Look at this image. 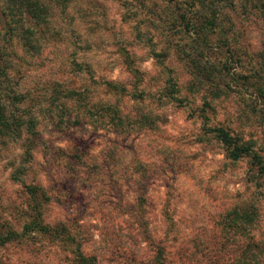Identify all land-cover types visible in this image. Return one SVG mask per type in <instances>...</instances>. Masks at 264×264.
<instances>
[{"label": "rangeland", "instance_id": "1", "mask_svg": "<svg viewBox=\"0 0 264 264\" xmlns=\"http://www.w3.org/2000/svg\"><path fill=\"white\" fill-rule=\"evenodd\" d=\"M242 3L249 6L248 1ZM162 5L159 0H61L53 6L40 54L22 52L14 39L4 43L5 54L12 64L14 56L19 67L9 72L13 90L37 93L42 100L39 107H31L41 140L31 153L29 171L20 178L40 184L49 195L42 209L44 221L62 220L73 228V221L79 224L77 238L83 241V252L113 264H148L152 250L130 211L141 190L128 178L136 164H143L147 233L165 246V264H225L233 262L242 248L255 249L250 264H264V171L256 173L247 157L230 161L218 142L203 136L198 115L201 93L181 86L188 76L183 62L189 48L168 21L155 20L165 18ZM244 10H238L232 35V47L241 61L227 63L229 74L253 64L252 55L264 43L262 15ZM121 48L129 55L128 65ZM225 50L219 41H212L202 48L200 60L222 63ZM222 73L235 92L216 100L210 122L239 130L264 158V105L229 81L225 69ZM168 78H173L178 87L175 95L184 102L166 97ZM100 79L118 82L125 94L110 97L101 85H91L97 98L119 100L126 112L155 113V127H133L120 135L87 123L75 124L72 118L59 121L58 105L47 101L56 95L52 80L80 88ZM17 144L0 136V219L14 229L20 226L24 206L22 187L11 179L13 169L22 164ZM76 148L83 150L80 159L69 155ZM107 151L112 157L106 160ZM68 158L76 177L70 173ZM108 166L112 172H106ZM112 182L118 184L119 192L110 188ZM239 202L254 205L249 239L236 236L222 243L218 219ZM37 240L35 236L28 245L0 246V264H71L69 247Z\"/></svg>", "mask_w": 264, "mask_h": 264}, {"label": "trees", "instance_id": "2", "mask_svg": "<svg viewBox=\"0 0 264 264\" xmlns=\"http://www.w3.org/2000/svg\"><path fill=\"white\" fill-rule=\"evenodd\" d=\"M61 0H0V22L4 27V33L0 34V136L18 142L20 149L19 161L22 163L13 169L11 179L18 182L22 187L24 195V206L21 212L22 221L18 229H14L7 222L0 219V246L4 245H28L37 236V241L52 242L69 247L71 264H113L108 261H99L94 254L83 252L82 240L77 238L79 224L57 220L52 223L44 221L43 206L50 200L49 195L37 183H27L23 180L24 175L29 171L32 159V151L41 140L37 128L38 120L31 107L42 104L40 95H31L28 90L14 91L12 88L9 72H17L18 68L10 62V57L5 54V44L14 39L24 53L40 54L42 46L46 42V36L50 27V19L53 15V6ZM162 5L164 19L155 20L162 24L169 22L170 26L176 30L181 37H185V45H188L189 52L185 56L183 68L186 70L187 78L184 85L185 90L200 92L201 101L198 106L201 129L203 136L209 135L211 139L218 142L224 156L230 161H235L240 157H247L249 164L256 173L264 171V158L262 154L252 148L251 140L244 139L241 132L235 128H229L227 123L213 122L216 101L220 97L229 96L233 91L228 82L224 79L228 73L229 81L236 82L249 93L250 97L260 101L264 105V43L261 50L252 55L253 64H249L242 71L229 74L227 63L240 62L237 52L232 47L233 26L236 24L238 10L247 9L255 14H261L264 19V0H245L249 2L247 7L242 0H159ZM151 5L154 2L149 1ZM150 9H153L152 7ZM245 11V10H244ZM155 13V9H153ZM258 15V16H259ZM151 20V19H150ZM214 38V39H213ZM219 41L226 46V53H222L223 62L201 61L202 48L212 41ZM5 43V44H4ZM174 47L177 43L172 44ZM181 47V46H180ZM121 54L125 57L128 65L129 55L121 48ZM6 56V57H5ZM9 60V61H8ZM12 60V57H11ZM19 65V64H17ZM131 73H136L130 66H127ZM244 67V66H242ZM89 69V68H86ZM140 79V77H139ZM223 85L220 86V82ZM171 82V83H169ZM169 89L166 90V97L172 102H184L177 92L173 78H168ZM225 83V84H224ZM51 88L55 96H48L47 101L50 105H58L59 121L72 118L73 123H87L93 129H106L114 134L126 135L135 127L137 129H150L155 127L157 116L155 113L145 111L126 112L119 106V100L108 98H97L91 85L99 84L103 87L105 94L110 97L122 96L125 94L124 86L118 82L100 79L99 82H92L89 86L71 88L62 84L61 81L52 80ZM52 90V91H53ZM229 91V92H228ZM241 92V90L239 91ZM186 93V91H185ZM134 94V93H133ZM187 95V94H185ZM194 95L191 94V97ZM207 96L209 98H207ZM213 99V100H212ZM232 127H235L232 125ZM239 127V125H237ZM234 129V130H233ZM83 150L75 149L69 155L80 159ZM63 157H68L63 155ZM112 157V152H106V160ZM70 164L69 169L72 176V160H67ZM25 163H27L25 165ZM136 170L129 174L128 178L138 185V190L130 206L131 218L136 227L152 250L148 259V264H165L166 250L162 241L153 238L147 233V221L144 218L145 206V169L143 164H136ZM110 169V170H109ZM106 172H112L111 166L106 168ZM100 173V172H99ZM137 173V174H136ZM96 174V172H95ZM101 175V173H100ZM97 174L98 176H100ZM76 177V176H75ZM111 189L119 192L117 183L109 184ZM117 202L121 204L122 198ZM169 202V201H168ZM255 216L254 205L239 202L230 206L218 219V231L221 241H230L236 236L249 239V228ZM167 223H171L169 216H163ZM223 249V245L219 246ZM259 251V249H257ZM255 249L242 248L241 253L233 262L225 264H250L254 257ZM133 256V254H131ZM219 259V257H217ZM132 263V262H129ZM122 264V263H120ZM214 264V262L210 263Z\"/></svg>", "mask_w": 264, "mask_h": 264}]
</instances>
